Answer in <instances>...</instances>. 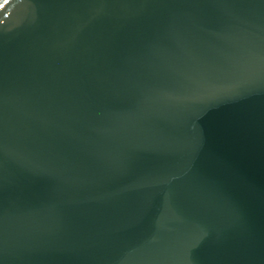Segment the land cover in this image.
Masks as SVG:
<instances>
[{
    "label": "water",
    "instance_id": "1",
    "mask_svg": "<svg viewBox=\"0 0 264 264\" xmlns=\"http://www.w3.org/2000/svg\"><path fill=\"white\" fill-rule=\"evenodd\" d=\"M0 4V264H264V0Z\"/></svg>",
    "mask_w": 264,
    "mask_h": 264
},
{
    "label": "snow or ice",
    "instance_id": "2",
    "mask_svg": "<svg viewBox=\"0 0 264 264\" xmlns=\"http://www.w3.org/2000/svg\"><path fill=\"white\" fill-rule=\"evenodd\" d=\"M4 2H5V3H7V2H8V0H4ZM0 7H3V5H2V4H0Z\"/></svg>",
    "mask_w": 264,
    "mask_h": 264
}]
</instances>
